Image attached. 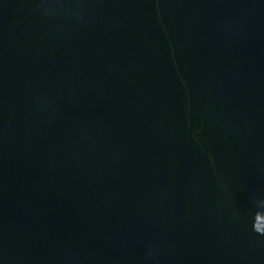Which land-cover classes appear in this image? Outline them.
<instances>
[{"label":"water","instance_id":"water-1","mask_svg":"<svg viewBox=\"0 0 264 264\" xmlns=\"http://www.w3.org/2000/svg\"><path fill=\"white\" fill-rule=\"evenodd\" d=\"M0 174L264 226V0H0Z\"/></svg>","mask_w":264,"mask_h":264}]
</instances>
